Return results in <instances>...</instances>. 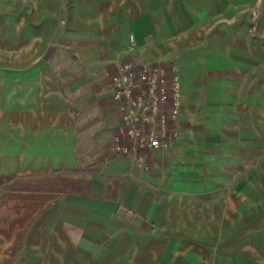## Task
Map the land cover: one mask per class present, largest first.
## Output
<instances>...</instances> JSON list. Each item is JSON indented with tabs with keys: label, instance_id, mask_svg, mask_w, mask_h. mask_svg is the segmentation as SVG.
Instances as JSON below:
<instances>
[{
	"label": "crops",
	"instance_id": "0c3cea01",
	"mask_svg": "<svg viewBox=\"0 0 264 264\" xmlns=\"http://www.w3.org/2000/svg\"><path fill=\"white\" fill-rule=\"evenodd\" d=\"M261 1L0 0V264H264ZM174 58L178 136L116 154L117 64Z\"/></svg>",
	"mask_w": 264,
	"mask_h": 264
},
{
	"label": "built area",
	"instance_id": "2783aa9c",
	"mask_svg": "<svg viewBox=\"0 0 264 264\" xmlns=\"http://www.w3.org/2000/svg\"><path fill=\"white\" fill-rule=\"evenodd\" d=\"M118 63L113 78V99L120 105L122 123L113 136L116 154L145 162L146 150H166L178 136L169 129L167 103L172 102L170 118L177 122L182 104V72L174 58ZM171 84L168 85V79Z\"/></svg>",
	"mask_w": 264,
	"mask_h": 264
},
{
	"label": "rangeland",
	"instance_id": "374dc122",
	"mask_svg": "<svg viewBox=\"0 0 264 264\" xmlns=\"http://www.w3.org/2000/svg\"><path fill=\"white\" fill-rule=\"evenodd\" d=\"M73 3V0H70V4ZM71 7V5H70ZM261 12H257L254 14V12H249L248 15L249 18V22H250V26L248 29L249 32V36L250 37H259V28H260V39L262 41V45H263V51H264V0L261 1ZM2 45V43H1ZM0 45V46H1ZM263 73H264V67H263ZM264 159V158H263ZM261 183L264 186V168L261 174ZM264 191V190H263Z\"/></svg>",
	"mask_w": 264,
	"mask_h": 264
},
{
	"label": "trees",
	"instance_id": "16d2710c",
	"mask_svg": "<svg viewBox=\"0 0 264 264\" xmlns=\"http://www.w3.org/2000/svg\"><path fill=\"white\" fill-rule=\"evenodd\" d=\"M171 124H172V123H171ZM170 128H172V127H170V125H169V129H170Z\"/></svg>",
	"mask_w": 264,
	"mask_h": 264
}]
</instances>
